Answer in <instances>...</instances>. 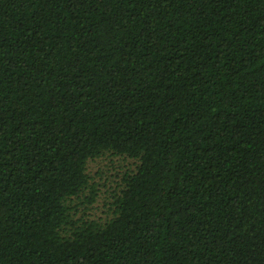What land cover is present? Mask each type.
I'll return each mask as SVG.
<instances>
[{"label":"trees","instance_id":"obj_1","mask_svg":"<svg viewBox=\"0 0 264 264\" xmlns=\"http://www.w3.org/2000/svg\"><path fill=\"white\" fill-rule=\"evenodd\" d=\"M0 264H264V0H0Z\"/></svg>","mask_w":264,"mask_h":264},{"label":"rangeland","instance_id":"obj_2","mask_svg":"<svg viewBox=\"0 0 264 264\" xmlns=\"http://www.w3.org/2000/svg\"><path fill=\"white\" fill-rule=\"evenodd\" d=\"M135 165L136 159L109 152L89 160L87 171L90 175L91 187L74 200L77 204V217L84 216L98 220L109 218L113 213L114 195L122 187L125 174L134 170ZM93 194L95 199L89 202Z\"/></svg>","mask_w":264,"mask_h":264}]
</instances>
